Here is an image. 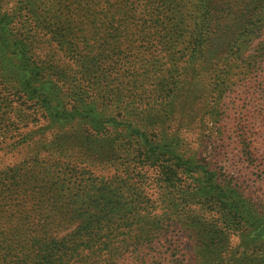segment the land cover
Here are the masks:
<instances>
[{"label":"trees","instance_id":"obj_1","mask_svg":"<svg viewBox=\"0 0 264 264\" xmlns=\"http://www.w3.org/2000/svg\"><path fill=\"white\" fill-rule=\"evenodd\" d=\"M14 1L7 11L0 0V91L23 100L13 117L25 108L40 114L43 125L25 137L38 136L35 157L46 153L55 168L81 165L85 190L44 209L64 234L28 235L14 253L0 240V264H160L161 247L175 250L174 226L190 241V264H264V197L187 149L180 134L192 118L202 127L210 119L224 142L226 112L209 98L218 103L233 90V64L264 69V0H62L64 12L42 16L34 0ZM136 23L146 47L160 46L145 78L131 70L108 88L106 77H90L121 38L131 43ZM231 126L238 155L252 158L244 126ZM95 167L116 172L92 178ZM147 184L153 200L138 191Z\"/></svg>","mask_w":264,"mask_h":264},{"label":"rangeland","instance_id":"obj_2","mask_svg":"<svg viewBox=\"0 0 264 264\" xmlns=\"http://www.w3.org/2000/svg\"><path fill=\"white\" fill-rule=\"evenodd\" d=\"M62 4H64L62 0H34L37 16H42L43 12L51 7L54 8L50 10L57 9L59 13H62L65 11ZM15 6L14 0H6L4 3L7 11L14 10ZM19 22L20 18L16 16L12 22L15 28H18ZM128 28L131 43L121 38L117 50L108 51L103 59L100 72L89 74L90 77L95 76L101 79L106 77L103 82L108 88L125 84L126 80L120 74L125 75V72L131 70L137 73L138 78L144 79L145 73L151 67L152 55L159 54V45L151 43L148 45L150 47L145 46L146 44L139 37L140 28L137 23L129 25ZM36 34L38 41H42L43 33L36 31ZM49 48L54 53L57 52L54 45ZM83 52L81 50V53ZM112 58L115 61H112ZM61 60L70 68H76L74 62L66 58ZM133 62L135 64H132ZM232 66L231 88L233 90L224 93L223 101L215 103V97H212L209 98L208 103V106L219 105V108L226 112L227 126L224 128L227 130L224 133V142L219 140L213 126L215 124L210 119H206L202 127L198 117L192 118L187 127L181 128L180 134L187 149H196L201 157L210 158L208 160L214 158L212 162L221 173L242 180L249 191L264 197V120H261L259 115L264 110V69L257 73H249L246 65L238 67V64H233ZM239 77H241L240 81ZM198 96L202 97V93L199 92ZM196 97L194 94L195 101L201 100ZM20 101L16 102L12 96H7L0 91V240L4 241L3 249L8 248L13 251L12 253L23 250L28 235L43 232L64 234L65 231H58L51 225V222L55 221L53 220L55 216H50L52 213L46 215L44 209L66 203L70 201L69 199L75 200L85 190L79 182L81 165H68L69 167L61 165L55 168L51 159L46 158L48 157L46 153L42 152L35 157L32 147L38 140V136H33L31 140H26L25 137L28 136V131L42 126L43 121L39 113H31L26 108L25 114L20 115L19 118L13 117L9 110L18 108ZM198 106L202 107V102ZM23 107L25 106L22 105L21 108ZM234 122H240L244 126L246 142L253 150L252 158L246 159L238 155V141L233 131L235 127L231 126ZM30 171L34 172L32 176L34 180L27 183L25 181ZM115 172L114 168L95 167L92 168V178L111 176ZM147 174L149 175V172ZM131 183H134L133 180ZM139 186L141 185H136V187ZM141 190L138 189L144 197L154 199L152 195L154 186L147 184ZM125 200L129 199L125 197ZM153 213H159V211L153 210ZM171 236L175 250L168 253L165 247H161L158 250L162 255L160 264H172L170 255L180 258L183 264H190V241L183 237V233L176 226L171 228ZM230 239L232 245L237 243L236 237L232 236Z\"/></svg>","mask_w":264,"mask_h":264}]
</instances>
